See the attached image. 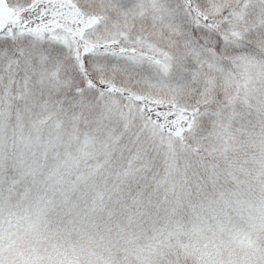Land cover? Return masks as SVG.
<instances>
[{"label": "snow or ice", "instance_id": "snow-or-ice-1", "mask_svg": "<svg viewBox=\"0 0 264 264\" xmlns=\"http://www.w3.org/2000/svg\"><path fill=\"white\" fill-rule=\"evenodd\" d=\"M0 264H264V0H0Z\"/></svg>", "mask_w": 264, "mask_h": 264}]
</instances>
